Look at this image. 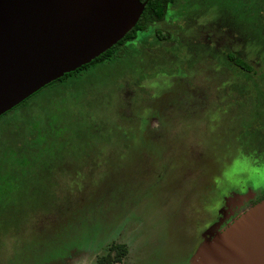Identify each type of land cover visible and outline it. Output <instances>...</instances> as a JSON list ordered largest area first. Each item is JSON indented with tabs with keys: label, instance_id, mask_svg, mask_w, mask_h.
I'll use <instances>...</instances> for the list:
<instances>
[{
	"label": "rangeland",
	"instance_id": "obj_1",
	"mask_svg": "<svg viewBox=\"0 0 264 264\" xmlns=\"http://www.w3.org/2000/svg\"><path fill=\"white\" fill-rule=\"evenodd\" d=\"M207 1L203 0L201 7L196 0H178L170 6L163 22L151 24L145 33H140L135 40L127 43L135 53L136 63L111 78L107 87L112 88L101 92L95 115L98 120L123 131V127L138 122L132 109L135 112L144 109L154 116H150L153 118L147 134L151 139L154 136L162 138L167 129L169 134L175 133L177 130L174 129L185 120H192L191 125L197 121L202 123L206 120L205 115L215 110L217 112L212 120L220 123L216 133L223 151L234 148L236 158L250 156L251 159L250 164L241 159L235 160L233 169L225 166L223 170L229 172L228 178L233 179L232 184L252 179L255 198H263L264 177L261 175H264V167L259 166L264 164V150L239 145L238 139L253 128L264 126V118L259 112V108L264 106V79L260 80L261 75L255 76V83L250 82L246 75L251 74L238 71L234 75L224 67L225 61L219 55L236 52L244 56L246 45L236 29L232 28L235 25L233 14H219ZM157 30L168 33L169 38L159 40L155 34ZM249 63L259 72L255 63ZM178 68L188 77L170 78V74L176 73ZM229 79L231 81L227 83ZM151 87L156 95L155 100H152L153 94L142 93L143 88ZM166 88H170L169 92L164 93ZM209 90L216 91L218 95L216 107H208L207 112H203L205 109L202 112L184 109V102L195 108L201 102L204 105L205 100L209 99L206 96ZM201 131L210 130L202 124ZM198 137L194 135L192 140L202 144L204 149L211 147V144L206 145L204 138ZM145 144L148 147L147 142ZM172 147L173 157H163L157 162L150 161L151 155L142 152L140 156L147 157L135 174L129 172L114 176L108 172L107 178H111L107 180V195L100 207L104 216L108 207L119 206L112 210L110 208L106 214V219L111 220L112 224L97 233V242L93 241L86 249L74 251L69 260L64 263L56 261L57 264H156L163 258L154 249L158 248L155 246L159 243L157 235L163 233V227L167 228L166 235L171 234L172 238L187 235L190 232L186 226L190 224L189 221L202 218L207 223L204 229L211 227L207 234L213 230L211 225L220 199L216 197L212 203L215 194L209 187L217 170V167L214 169L210 165L216 161L205 159L194 172L190 170L193 161L188 159L187 151L177 145ZM116 152L115 149L107 150L106 161L115 164L118 157L121 158ZM178 156L184 158L189 171L173 168ZM259 157H263L262 160ZM244 163L252 169L245 170ZM94 174L99 178L97 172ZM218 178L221 179V174ZM245 205L240 209L246 210L249 204ZM34 228L38 231L40 223ZM201 230L200 227L199 233ZM8 243L7 240L5 245ZM118 246H124L127 255L123 256Z\"/></svg>",
	"mask_w": 264,
	"mask_h": 264
},
{
	"label": "trees",
	"instance_id": "obj_2",
	"mask_svg": "<svg viewBox=\"0 0 264 264\" xmlns=\"http://www.w3.org/2000/svg\"><path fill=\"white\" fill-rule=\"evenodd\" d=\"M177 1L148 0L135 28L117 45L0 117V264L61 262L88 247L98 232L112 224L106 214L119 206L108 207L104 216L100 207L111 178L107 174H135L143 160L131 159V149L141 152L142 146L131 143L113 124L98 120L96 105L101 92L112 88L107 87L111 78L136 63L126 43L151 24L164 21ZM196 3L201 6L203 0ZM206 3L219 14H233L235 25H230L246 45L244 56L219 55L224 67L234 75L251 74L246 75L250 82L260 75L264 79V0ZM156 34L160 40L169 38L162 31ZM142 93L154 95V89L143 88ZM263 107L259 108L262 118ZM244 138L257 148L264 140V126L253 128ZM114 149L121 157L115 164L106 161V151ZM38 222L41 228L35 231ZM118 247L127 255L124 246Z\"/></svg>",
	"mask_w": 264,
	"mask_h": 264
},
{
	"label": "water",
	"instance_id": "obj_3",
	"mask_svg": "<svg viewBox=\"0 0 264 264\" xmlns=\"http://www.w3.org/2000/svg\"><path fill=\"white\" fill-rule=\"evenodd\" d=\"M147 1L0 0V117L117 45ZM190 264H264V199L210 231Z\"/></svg>",
	"mask_w": 264,
	"mask_h": 264
},
{
	"label": "flooded vegetation",
	"instance_id": "obj_4",
	"mask_svg": "<svg viewBox=\"0 0 264 264\" xmlns=\"http://www.w3.org/2000/svg\"><path fill=\"white\" fill-rule=\"evenodd\" d=\"M157 31H161V30H157ZM140 33H145V31ZM140 33H138V35ZM170 75H171L170 78L176 76H181L183 78L188 77V75L179 68L176 73ZM170 86L171 84L169 83V87ZM169 89L170 88L164 89V93L169 92ZM157 91L158 90H156L155 92ZM228 92L230 94V91ZM206 93H207L206 96L209 99H207L208 101L205 100L204 105L201 102L200 104H198V106L195 105L196 106L195 108L194 106H189L188 103L184 102L183 105L184 109H194V110L198 109L199 112L200 111L202 112L205 109L203 112H207L209 111L208 107L209 108L216 107L217 106L216 98L218 97L216 91L209 90ZM155 96L156 95H154L152 100H155L154 99L156 98ZM211 112L212 110H210V112H208V114L205 115L206 120L203 121L202 123L201 121H197L195 124L191 125L192 120L190 121L185 120L183 123H181L174 129L177 130L175 131V133L169 134L170 132L167 129L166 135H164L162 138L158 136H154L153 138L151 137V139H148L147 137L148 128L151 118L154 117L153 113H146L144 109L142 111L135 112V110L132 109V113L138 119V122H136V124L130 127H123L124 129L123 131H124V135L131 143L138 144L139 142V144L142 146L141 152H137L136 151L137 148L131 149L132 150L131 159H137L139 157L141 158V160H144L147 156H140L142 152L151 155L150 161L152 162L160 161V158L163 157L169 159L171 156L173 157L172 152L174 151V147L172 146L177 145L179 146V148H184L187 151L188 159H191L193 162L191 164V169H190L187 167L184 158L178 156L176 160L177 164L173 166L174 169L183 170V171H189L190 169L191 171L195 172V170L200 165H203V160L207 159L210 161L213 160L216 161L215 164L211 163L210 165L213 166L214 169L217 167L216 170L217 174L215 173L213 181L210 185V190H212V194L213 195L215 194L211 201L213 203L216 197H219L220 200H219V206L216 208L217 213L215 216V220L212 222L213 224L211 226L214 227L213 229L218 228L219 230H222L235 218H237L240 214L245 212L248 208L263 200L264 197L259 199L255 198V193L253 192L255 187L253 186L252 179L239 180L235 184H232L233 179L228 178L229 172L223 170L225 166L233 169L235 160L241 159L242 161L248 162V164H250L251 159L250 156H248V158L246 156L236 158V156H234L235 155L234 148L231 150L228 148L227 151H223V149L221 148V143H219L220 137L216 133L217 131L216 128H219L218 125H220V123L218 121L214 122V120H212V117L215 115L217 111L214 110L212 113ZM151 115L153 117H150ZM202 124H204L205 128L209 129L210 131L209 132L201 131ZM181 129H188V130L181 131ZM194 135H198L199 136L198 138L201 139L204 138L207 142L206 145L211 144V147H206V149H204L202 144L197 143V141L194 142L192 140V136ZM240 140L238 139L239 145H243L244 147H251L252 143L250 139L249 141H247V138H244L243 136L240 138ZM145 142H147L148 147H146L147 145L145 144ZM255 144L256 143L254 142L253 144L254 149L256 148ZM257 148L264 150V140L259 141V146ZM159 151L160 153L163 152V154H160ZM262 158L263 157H259L258 159L262 160ZM259 167L263 168L264 164ZM243 168L245 170L252 169L251 166L248 168L245 163L243 164ZM262 173L263 171H261V174ZM220 174H221V179L218 178ZM261 177H264V175H261ZM246 203L249 204L246 210L240 209ZM183 223L185 224V222ZM189 223H190L189 225L185 224L190 230V232L187 233V235H178L173 238L171 237V234L170 235L168 234V236L166 235L165 229L167 230V228L163 227V233L157 235V238H159L158 239L159 243H157L155 246H157L158 248H154L155 252H158L159 255L162 256L163 258L160 261L156 262V264H190V260L192 256L195 254L197 248L202 243V241L208 236L207 232L211 227L209 226L206 229H204L207 226V223L204 222L202 218L197 220L193 219L189 221ZM201 224H203V226H201ZM200 227L202 228V230L199 233ZM95 239L96 240H93L94 242H97L99 240L96 237ZM91 243L89 244V246L91 245ZM88 247L79 248L76 251H79L80 249H86ZM72 253H74V251ZM71 257L72 256L70 254L67 257V259L63 260V263L66 260H69ZM54 263L57 264L56 262Z\"/></svg>",
	"mask_w": 264,
	"mask_h": 264
}]
</instances>
